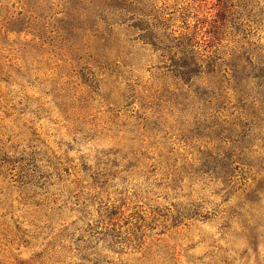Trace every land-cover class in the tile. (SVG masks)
<instances>
[{"label": "rangeland", "instance_id": "374dc122", "mask_svg": "<svg viewBox=\"0 0 264 264\" xmlns=\"http://www.w3.org/2000/svg\"><path fill=\"white\" fill-rule=\"evenodd\" d=\"M0 264H264V0H0Z\"/></svg>", "mask_w": 264, "mask_h": 264}]
</instances>
